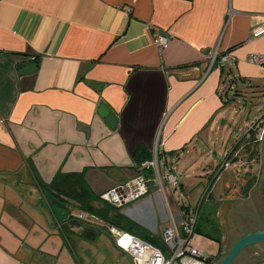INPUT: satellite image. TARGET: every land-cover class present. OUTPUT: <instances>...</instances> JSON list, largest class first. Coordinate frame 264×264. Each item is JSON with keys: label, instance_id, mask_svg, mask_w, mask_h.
<instances>
[{"label": "crops", "instance_id": "1", "mask_svg": "<svg viewBox=\"0 0 264 264\" xmlns=\"http://www.w3.org/2000/svg\"><path fill=\"white\" fill-rule=\"evenodd\" d=\"M259 16L264 0H0V264H132L106 232L115 225L69 222L78 210L50 205L38 183L58 172L82 173L100 198L136 177L157 146L166 166L179 171V187L172 193L163 181L162 194L151 183L146 196L119 212L159 244L188 208L178 194L199 184L200 201L188 205L198 211L194 235L216 241L220 253L227 235L214 229L218 205L258 189L264 149L247 132L235 141L226 159L240 157L254 181L242 197L213 201L215 218L212 211L204 223L200 211L210 210L223 171L211 139L230 127L227 82L230 91L238 82L253 94L261 89L264 78L246 62L248 54L264 53V37L250 39ZM155 33L172 37L162 52ZM227 51L231 58L220 64ZM235 93V100L243 97ZM101 104L115 117L114 129L98 115ZM253 106L244 101L249 114Z\"/></svg>", "mask_w": 264, "mask_h": 264}, {"label": "rangeland", "instance_id": "2", "mask_svg": "<svg viewBox=\"0 0 264 264\" xmlns=\"http://www.w3.org/2000/svg\"><path fill=\"white\" fill-rule=\"evenodd\" d=\"M226 71H228V68H226ZM232 86H234L233 91L229 90V82H227L225 86L226 91L231 96V100H233L234 106L232 108H229V112L227 115V124L230 125V127H226L223 131L216 132V135L211 139V150H213L212 156H214V152L218 154V158L213 160L215 163L218 162V168H222L221 170L223 171L220 173L218 180L215 181L214 187L210 191L211 198L209 195L206 198L207 200L210 198V210H204L202 208V210L200 211L202 219L207 216L204 219V223H207L206 220H210L209 214L212 211V217L215 218V212L217 210L216 208L214 209L211 206V203H213V201H227L229 199H235L240 196L242 197L243 195H245L244 188H248V186H250V184L254 181V179L251 178L253 176L251 174L252 172L250 171L251 166L248 167V165L241 164L240 157L237 159H235V157H232V160H230L226 159V156L229 151L232 150L235 141L240 140L243 135L248 132L249 125L247 124L249 122H253L254 119H256L260 115L262 116V114L264 113V79H261V89L260 91H256V94H253L252 89L251 91H248L249 85L241 87V82H238L236 85H234L233 83ZM235 91L241 92L239 94H241V96L243 97H238V99L235 100L237 98V93H235ZM221 93L223 95V88L221 89ZM244 101H247L248 108H250L251 104L254 103L251 114H249L248 110L243 107ZM246 134V137H248V133ZM261 143L264 149V142L261 141ZM253 147L254 146H251V148ZM263 155L264 153L261 155V158L263 157ZM205 182L206 181H204L203 179L198 181V183L202 184ZM206 187L207 186H205V188ZM203 188L204 187L201 186V189H199V184H196L195 186L191 185L186 189V191L180 192L178 194V198L185 207H189L188 205L195 207L205 191ZM247 188H245V190ZM248 193L249 194H247L246 197H242L239 202L237 199H235L236 201H234V203H223L221 205H218V207H220V209L222 210L219 216V220L216 219L215 221L216 226L214 227V229L216 230V235L218 237H221L219 236V233H217L218 229H222L224 234L227 236L224 238L222 246L220 245V254L217 258L216 256L218 254L219 246L216 241L204 237L201 234H195L190 239L189 245L201 254H206L213 257V264L219 262L230 250L233 244L246 232H248L249 230L264 229V207L260 199L259 190L256 189L254 191H249ZM220 221L225 222L223 225L224 228H218ZM102 235L103 240L108 238L105 233H102ZM84 237H87V235H84ZM109 242L111 243V245H113V242H111L110 239ZM156 245L159 248L163 247V243L161 242V240L160 243H156ZM257 263L264 264V243L246 247L232 262V264Z\"/></svg>", "mask_w": 264, "mask_h": 264}, {"label": "built area", "instance_id": "3", "mask_svg": "<svg viewBox=\"0 0 264 264\" xmlns=\"http://www.w3.org/2000/svg\"><path fill=\"white\" fill-rule=\"evenodd\" d=\"M257 18L260 22L252 26L250 31L251 40L264 37V16ZM171 38L168 33H155L153 34V44L159 52H162L168 46ZM217 57L218 53L215 49L210 57L211 62ZM229 58H231L230 52L222 53L219 57L220 64ZM246 62L256 67L259 76L264 78V53L248 54ZM262 120L252 124L247 132L248 137L257 142H261L264 136V120ZM160 151L161 147H155L153 158L140 163L141 172L136 177L103 193L100 195V199L117 209H121L146 196L151 183H155L162 194H164V191H162L163 181L171 187L172 193L176 191L180 185L181 175L179 171L166 166L165 159L159 158ZM161 169L166 170L163 177ZM146 172H148V175L145 174ZM197 215V209L189 207L180 212L179 226L173 225V227L165 228L161 232L162 248L112 225L106 227V232L132 264H209V259L212 260L211 256L203 255L189 245L195 232ZM77 218L86 225H100L99 219L93 215L79 213Z\"/></svg>", "mask_w": 264, "mask_h": 264}, {"label": "trees", "instance_id": "4", "mask_svg": "<svg viewBox=\"0 0 264 264\" xmlns=\"http://www.w3.org/2000/svg\"><path fill=\"white\" fill-rule=\"evenodd\" d=\"M139 150L140 149H137V152ZM38 185L43 197L49 204L51 203L66 210L69 206H72L77 209L79 213L93 215L104 222H110L115 225V227L129 233L131 232L143 240L157 246L156 242H153L148 234L144 236L146 231L140 228L139 225L125 218L119 212V209L106 204L99 196L94 195L85 183L82 173L66 174L58 172L48 184L38 183ZM94 204L100 205V208L96 209L93 206ZM67 220L75 224L84 225L85 227L88 226L80 221L77 216L69 217ZM138 232L142 235L139 236V234H137ZM217 256H219V254H217Z\"/></svg>", "mask_w": 264, "mask_h": 264}, {"label": "water", "instance_id": "5", "mask_svg": "<svg viewBox=\"0 0 264 264\" xmlns=\"http://www.w3.org/2000/svg\"><path fill=\"white\" fill-rule=\"evenodd\" d=\"M98 115L101 118L105 119V122L111 129H114L116 124V119L113 115H110L109 110L103 104L99 106ZM258 190H259L260 199L264 207V155L261 158L260 173L258 177ZM236 224H237V219H236ZM260 243H264V229L257 231L255 233H250V234L247 233L245 236L240 238L230 248V250L226 253V255L216 264H232V262L238 257V255L241 253L243 249H245L248 246L260 244Z\"/></svg>", "mask_w": 264, "mask_h": 264}, {"label": "flooded vegetation", "instance_id": "6", "mask_svg": "<svg viewBox=\"0 0 264 264\" xmlns=\"http://www.w3.org/2000/svg\"><path fill=\"white\" fill-rule=\"evenodd\" d=\"M263 120H264V119H263ZM263 120H262V121H263ZM262 141L264 142V136H263V140H262ZM218 254H220V253H218ZM217 257H218V256H216V258H217ZM215 260H216V259H215ZM213 262H214V259H213V257H212V260L209 261L208 263H209V264H213Z\"/></svg>", "mask_w": 264, "mask_h": 264}, {"label": "bare ground", "instance_id": "7", "mask_svg": "<svg viewBox=\"0 0 264 264\" xmlns=\"http://www.w3.org/2000/svg\"><path fill=\"white\" fill-rule=\"evenodd\" d=\"M190 208V207H189ZM195 208V207H194ZM97 227V226H96Z\"/></svg>", "mask_w": 264, "mask_h": 264}]
</instances>
